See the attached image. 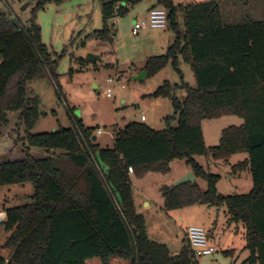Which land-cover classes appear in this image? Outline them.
Masks as SVG:
<instances>
[{"label": "trees", "instance_id": "1", "mask_svg": "<svg viewBox=\"0 0 264 264\" xmlns=\"http://www.w3.org/2000/svg\"><path fill=\"white\" fill-rule=\"evenodd\" d=\"M64 1L37 0L29 27L0 6V136L3 128L14 125L15 115V126L23 130L22 144L16 139L10 156L0 161V187L29 183L33 190L31 203L4 210L0 264H85L93 258L101 264L113 259L192 264L187 246L175 260L165 245L148 239L133 203L130 173H166L173 159L185 160L195 179L206 182V190L197 182L164 186L165 210L224 205L232 220L246 229L245 263L264 264V20L225 25L217 1L183 6L159 0L173 42L166 54L151 58L144 71L157 73L169 61L178 71L181 57L191 67L195 86L165 82L153 96L172 102L174 116L165 119L166 129L133 122L116 132L112 148L101 149L93 133L77 121L73 128L31 133L41 112L40 100L27 92V83L55 80L58 66L41 42L34 19L47 3ZM139 1H102L103 20L125 12L119 3ZM109 36L106 28L95 32L102 41ZM177 90L186 92L182 101L175 96ZM225 116H237L243 123L224 128L218 145L207 149L201 121ZM171 119L175 126L169 124ZM233 154L247 156L233 170L248 167L252 189L223 196L216 192L218 176L204 171L195 158L210 155L228 161Z\"/></svg>", "mask_w": 264, "mask_h": 264}, {"label": "rangeland", "instance_id": "2", "mask_svg": "<svg viewBox=\"0 0 264 264\" xmlns=\"http://www.w3.org/2000/svg\"><path fill=\"white\" fill-rule=\"evenodd\" d=\"M36 1L8 0L0 6L2 9L7 6L14 19L29 27ZM102 1L107 0H65L59 5L50 2L43 10L37 11L34 21L40 28L41 42L47 46L52 59H58V66L55 80L43 78L27 83V92L40 100L41 115L31 130L32 134L73 128L77 121L93 133L99 148H112L116 132L130 123H142L156 131L166 129L165 119L174 116V109L169 98L153 96L157 88L165 82L183 83L189 87L195 85L190 65L181 57H178V71L169 61L157 73L132 81L151 58L166 54L174 34L168 25L165 29L141 30L137 35L132 34L134 24L147 16V10L154 7L157 0L119 3L125 12L114 14L105 21ZM210 1L218 2L225 25L242 23L250 18L253 6H264V0H173L174 4L183 6ZM155 7L162 6L156 4ZM104 28L110 32L107 41L95 37V32ZM89 55L97 56L99 60L91 62ZM108 79L112 82L108 83ZM108 89L112 91L111 97H106ZM185 94L184 90L175 92L179 101L184 99ZM141 116L145 121L141 120ZM15 119L16 115L12 120L14 125L2 129L0 161L10 156L13 146L19 142L22 144L23 130L17 128L20 124L15 126ZM175 122L169 120L171 126H175ZM242 123L243 120L237 116L202 120L200 126L205 147L210 149L218 145L224 128L238 127ZM97 131L101 134L97 135ZM246 159L245 154H233L228 161L214 160L210 155L195 158L204 171L218 176L215 188L223 196L243 195L251 191L249 168L233 170L235 165ZM167 167L166 173L147 172L143 176L130 173L132 188L140 191L152 204L150 211L142 214L148 239L173 245L181 252L185 248L183 237L186 229L199 226L204 229L215 252L211 256L192 260V264H246L249 257L245 248L246 229L241 222L232 220L224 205L198 204L165 210L161 189L172 187L191 172L190 165L181 159L171 160ZM195 182L202 191L206 190L205 181L196 179ZM32 194L29 183L0 187V211L31 203ZM116 263L130 264L119 260ZM86 264L100 262L93 258Z\"/></svg>", "mask_w": 264, "mask_h": 264}, {"label": "built area", "instance_id": "3", "mask_svg": "<svg viewBox=\"0 0 264 264\" xmlns=\"http://www.w3.org/2000/svg\"><path fill=\"white\" fill-rule=\"evenodd\" d=\"M168 25V14L165 9L152 8L148 11L147 16L134 24L132 28V34L136 35L141 30H153V29H165ZM112 79H108V83H111ZM111 90L106 91V97H111ZM144 121V116L141 117ZM81 138L82 134L79 132ZM101 131H97V135H100ZM95 158L93 157V160ZM95 164L97 162L95 161ZM98 165V164H97ZM99 168V166H98ZM6 212L0 211V222L6 220ZM186 246L191 254L193 260L211 256L214 254L215 249L208 243L207 235L203 228L199 226H190L185 231Z\"/></svg>", "mask_w": 264, "mask_h": 264}, {"label": "crops", "instance_id": "4", "mask_svg": "<svg viewBox=\"0 0 264 264\" xmlns=\"http://www.w3.org/2000/svg\"><path fill=\"white\" fill-rule=\"evenodd\" d=\"M156 4H158V5H160L159 4V0H157V3ZM156 4H155V6H156ZM151 7V8H149L148 10H147V12L150 10V9H152V8H156V7ZM118 8V7H117ZM162 8V7H161ZM253 9H252V14L250 15V18L249 19H247L246 21H248V20H251V21H261V20H264V6L263 7H261V8H258V7H255V6H253L252 7ZM162 9H164V8H162ZM253 18L254 19H260V20H253ZM137 35V34H136ZM191 68V67H190ZM193 73V72H192ZM193 77H194V74H193ZM194 81H195V78H194ZM195 86V85H194ZM142 117V116H141ZM145 121V120H144ZM53 131H55V130H53ZM95 140H96V138H95ZM13 142V141H12ZM12 149V148H11ZM195 181H196V179H195ZM133 188H132V186H131V190H132ZM132 197H133V203H134V207H135V210H136V213L138 214V215H141L142 216V214L143 213H145V212H148V211H150V209L152 208V204H151V202L149 201V200H147L143 195H142V193L140 192V191H136V190H132ZM183 242H184V246L186 247V244H185V237H183ZM163 245H165L166 247H167V249H168V251H169V253H170V255L173 257V256H175V255H178L179 253H180V250H178V248H176V247H174L173 245H170V246H168V244H163ZM91 260V259H90ZM116 260L117 259H113L112 261H111V264H119V263H116ZM87 261H89V260H86L85 261V264H86V262ZM119 261H121V260H119ZM100 262V261H99ZM128 262V261H127ZM101 264V263H100Z\"/></svg>", "mask_w": 264, "mask_h": 264}, {"label": "water", "instance_id": "5", "mask_svg": "<svg viewBox=\"0 0 264 264\" xmlns=\"http://www.w3.org/2000/svg\"><path fill=\"white\" fill-rule=\"evenodd\" d=\"M27 5H25L22 10H24V8ZM89 60L91 62H95L96 60H99V57L97 56H93V55H89ZM147 76L146 72L143 70L141 71L137 76L132 78V81H137V80H143L145 77ZM95 136L92 138L93 141H95ZM186 182H190V183H194L195 182V176L193 175L192 172L187 173L184 177H182L181 179H179L173 186H178L180 184L186 183ZM174 259H177V255L173 256Z\"/></svg>", "mask_w": 264, "mask_h": 264}]
</instances>
